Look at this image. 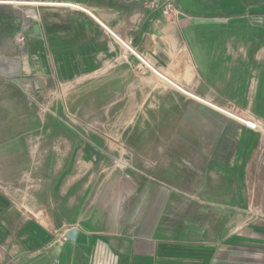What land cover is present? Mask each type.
<instances>
[{
    "label": "crops",
    "instance_id": "obj_1",
    "mask_svg": "<svg viewBox=\"0 0 264 264\" xmlns=\"http://www.w3.org/2000/svg\"><path fill=\"white\" fill-rule=\"evenodd\" d=\"M23 1L34 15L16 18L15 26L9 14L1 16L0 52L53 84L94 80L80 103L108 112L113 126L131 128L119 155H166L169 136L194 138L210 151L203 153L209 195L185 198L141 168L112 167L97 186H77L63 173V216L30 215L0 199V264H264V162L236 155L249 138L244 127L219 122L220 111L177 88L264 125V0L178 1L203 17L178 11L175 0ZM102 24L163 77L142 71ZM21 25L27 51L5 39ZM167 114L182 119L179 131L162 127ZM218 169L238 183L215 196ZM72 227L79 229L74 242L64 237ZM56 243L57 262L50 252Z\"/></svg>",
    "mask_w": 264,
    "mask_h": 264
},
{
    "label": "rangeland",
    "instance_id": "obj_2",
    "mask_svg": "<svg viewBox=\"0 0 264 264\" xmlns=\"http://www.w3.org/2000/svg\"><path fill=\"white\" fill-rule=\"evenodd\" d=\"M22 2L26 1L0 0V18L9 14L15 26L16 18L33 17L31 5H21ZM19 34L29 37L21 25L14 27L12 34L5 39L11 38L21 51H27L28 44L20 46L16 41ZM1 44L0 40V50L4 49ZM142 71L149 72L144 67ZM22 77L38 78L39 81L33 79L17 84L11 79L0 80V199L7 201L16 211L55 215L62 206L57 190L63 173L75 178L73 184L77 186H97L103 176L106 180L112 167L141 168L161 179L168 188L182 189L184 196L187 195L185 198H207L209 195V161L203 159V153L210 151H206L202 144L197 145L194 138L169 136L166 155H119L128 149L132 139L127 132L131 128L113 126V118H105L108 112L87 110L80 103L92 92L88 91L87 84L94 83V80L58 85L28 75L26 70H23ZM177 88L185 97L220 111L215 113L219 122L225 121L227 125L231 121L233 126L244 127L249 138L244 144L237 145L236 155H260L259 162H264L263 124L259 126L227 108L210 103L186 87ZM167 116L169 120L163 121L162 127L179 131L182 119ZM115 118L118 119V114ZM222 135L223 130H217V140ZM218 146L216 144V148ZM207 155L212 156L211 153ZM227 175L223 169L216 170V181L221 189L213 193L215 196L222 195L224 185L238 183L237 178L235 182L230 181ZM57 215L63 216V213Z\"/></svg>",
    "mask_w": 264,
    "mask_h": 264
},
{
    "label": "water",
    "instance_id": "obj_3",
    "mask_svg": "<svg viewBox=\"0 0 264 264\" xmlns=\"http://www.w3.org/2000/svg\"><path fill=\"white\" fill-rule=\"evenodd\" d=\"M178 1L179 0L174 1V7L178 11H180V12H182L188 16L203 17L201 15L189 13L185 9H181L178 6ZM34 30L36 33H38L39 32V26L36 25L34 27ZM22 75H23L22 60L19 58H14V57L4 55L0 52V76L11 79L13 82H15L17 84H21L22 82L28 83V82L32 81L33 79L39 81L38 78H30V77L25 78V77H22ZM126 158H127V156H126ZM78 233H79V229L77 227H72L64 233V237L67 240L74 242L77 238ZM60 251H61V245L59 243H56V244L51 246L50 252H51L52 258L55 262L58 261Z\"/></svg>",
    "mask_w": 264,
    "mask_h": 264
},
{
    "label": "built area",
    "instance_id": "obj_4",
    "mask_svg": "<svg viewBox=\"0 0 264 264\" xmlns=\"http://www.w3.org/2000/svg\"><path fill=\"white\" fill-rule=\"evenodd\" d=\"M76 7L78 9L87 11L91 16H93L92 13H90L87 9L76 5ZM94 17V16H93ZM102 26L109 31V33L112 34V36H114L117 40H119L125 47V49L134 57H136L140 63L143 65L144 68H146L149 72L156 74L160 77H163V75L161 74V72L147 59L145 58L141 53H139L135 48H133L129 43H126L125 41H123L116 33H114L109 27H107L106 25L102 24ZM16 41L20 44V46H25L29 43V38L23 34H19L16 37ZM258 124V123H257ZM259 126H261L260 124H258ZM248 126V125H246ZM250 127V126H248ZM255 129V127H250Z\"/></svg>",
    "mask_w": 264,
    "mask_h": 264
}]
</instances>
